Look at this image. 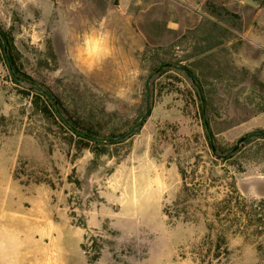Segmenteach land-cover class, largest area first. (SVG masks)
Listing matches in <instances>:
<instances>
[{
  "label": "rangeland",
  "instance_id": "rangeland-1",
  "mask_svg": "<svg viewBox=\"0 0 264 264\" xmlns=\"http://www.w3.org/2000/svg\"><path fill=\"white\" fill-rule=\"evenodd\" d=\"M58 11L0 0V264L49 247L60 264H264V200L236 188L264 173V16L134 0L145 42L78 43L80 61Z\"/></svg>",
  "mask_w": 264,
  "mask_h": 264
},
{
  "label": "crops",
  "instance_id": "crops-1",
  "mask_svg": "<svg viewBox=\"0 0 264 264\" xmlns=\"http://www.w3.org/2000/svg\"><path fill=\"white\" fill-rule=\"evenodd\" d=\"M71 1L57 0L59 10L57 15L58 19H63L65 25L69 26L64 40L66 43L74 44L73 52L80 61H83V56L79 53L78 43L87 44L82 49L88 53H98L99 56L106 51V44L144 43L145 38L149 36L143 19H137L135 22L129 17L128 11L134 0H91L94 5L91 1L87 4L86 0H78L77 5H73L75 11H69ZM117 1L118 4H116ZM224 1L228 7L240 10L242 13L253 12L258 19L259 16H264V0ZM121 11L124 15L120 14ZM261 21L264 24V20ZM53 232L54 229L51 227L42 229V239L52 236ZM38 253L35 250L30 252L35 264H60L57 254L51 247L45 248L42 255Z\"/></svg>",
  "mask_w": 264,
  "mask_h": 264
},
{
  "label": "trees",
  "instance_id": "trees-1",
  "mask_svg": "<svg viewBox=\"0 0 264 264\" xmlns=\"http://www.w3.org/2000/svg\"><path fill=\"white\" fill-rule=\"evenodd\" d=\"M263 5H264V2H263ZM0 37H3L4 39H6V43H7V45L10 44L11 52H13V49H12L13 46H11L12 42H11L10 38H9V37H8V36H7L2 30H1V27H0ZM2 48H3V50L6 49L4 46H3ZM11 61L14 62L13 56L10 57V62H11ZM192 77L195 79V76H192ZM180 173H181L182 178H183V181H184V186H183V189H182V191H181V193H180V195H179V197H178V199H177V202L181 201L184 195H186V197H187V198H186V202H187V201H189L191 198H193L195 195H194V193L191 192L192 190L189 189L188 184H187V182H186V179H187V177H186V173H185L184 170H182L181 168H180ZM234 193L237 195L238 192H237V191H234ZM193 200H195V198L191 199V201H193ZM212 215H213V217L216 218V219H217V218H220V210H219V209H214V212H213ZM166 216H167L170 220H177V221H181V220H182L183 223H191V222H194L192 219L186 217V214H185V213H182V214L179 213V214H177V215H172L171 213H169V212L167 211V212H166ZM82 249H83L84 252H87L85 246H82ZM225 254H228V252L225 251ZM87 260H88L90 263H94V262L98 261V259H95V258H93L92 256H90V254H87ZM214 260H215V261L220 260V255H216L215 258H214ZM212 262H213V261H211L209 264H212Z\"/></svg>",
  "mask_w": 264,
  "mask_h": 264
},
{
  "label": "water",
  "instance_id": "water-1",
  "mask_svg": "<svg viewBox=\"0 0 264 264\" xmlns=\"http://www.w3.org/2000/svg\"><path fill=\"white\" fill-rule=\"evenodd\" d=\"M245 139H240L239 144ZM234 150H238V146ZM236 188L243 197H256L264 200V173H247L240 176L236 180Z\"/></svg>",
  "mask_w": 264,
  "mask_h": 264
}]
</instances>
